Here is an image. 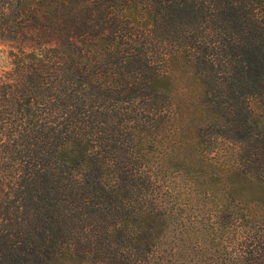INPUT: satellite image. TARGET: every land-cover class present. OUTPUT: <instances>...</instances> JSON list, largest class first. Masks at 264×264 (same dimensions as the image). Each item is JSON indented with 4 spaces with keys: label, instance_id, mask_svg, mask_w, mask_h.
Segmentation results:
<instances>
[{
    "label": "trees",
    "instance_id": "trees-1",
    "mask_svg": "<svg viewBox=\"0 0 264 264\" xmlns=\"http://www.w3.org/2000/svg\"><path fill=\"white\" fill-rule=\"evenodd\" d=\"M0 264H264V0H0Z\"/></svg>",
    "mask_w": 264,
    "mask_h": 264
},
{
    "label": "rangeland",
    "instance_id": "rangeland-1",
    "mask_svg": "<svg viewBox=\"0 0 264 264\" xmlns=\"http://www.w3.org/2000/svg\"><path fill=\"white\" fill-rule=\"evenodd\" d=\"M12 67V58L9 54V47L0 42V76L5 74Z\"/></svg>",
    "mask_w": 264,
    "mask_h": 264
}]
</instances>
